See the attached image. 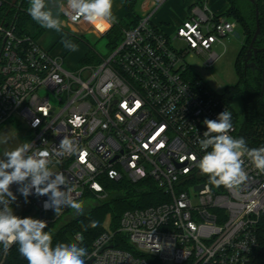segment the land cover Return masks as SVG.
Instances as JSON below:
<instances>
[{"label":"built area","instance_id":"2783aa9c","mask_svg":"<svg viewBox=\"0 0 264 264\" xmlns=\"http://www.w3.org/2000/svg\"><path fill=\"white\" fill-rule=\"evenodd\" d=\"M165 1L143 0L141 21L123 30V40L108 58L71 70L37 40L19 36L14 24L0 23V128L18 120L33 151L51 150L63 137L75 140L81 151L52 167L75 185L77 201L88 193L106 198L105 181L124 177L134 183L152 179L169 197L125 212L117 230L108 226L85 248L84 264H149L146 256L162 264H264V173L245 157L246 181L236 189L216 187L204 181L190 159L204 154L198 138L207 130L206 118L216 119L227 109L233 122L229 134L237 138L238 128L222 95L198 76L190 77L187 59L203 57L212 66L219 59L214 45H224L222 39L240 25L211 13L203 0L171 38L151 21ZM62 4L61 15L80 35L102 38L118 23L102 31L77 18L67 0ZM16 189L12 185L16 202L24 201ZM46 200L30 195L18 216L43 220L46 213H56L45 211ZM117 235L126 237L133 252L115 247ZM81 241L75 243L82 247ZM10 248L0 244V264Z\"/></svg>","mask_w":264,"mask_h":264},{"label":"clouds","instance_id":"9594fccd","mask_svg":"<svg viewBox=\"0 0 264 264\" xmlns=\"http://www.w3.org/2000/svg\"><path fill=\"white\" fill-rule=\"evenodd\" d=\"M67 7L77 18H83L101 30L116 22L113 0H67ZM60 8L63 9L64 5L61 4ZM27 12L43 28L59 33L65 26V21L47 10L45 0H29ZM61 43L66 49L77 50V45L66 36ZM203 124L207 130L202 138H198V144L204 154L199 160L192 154L190 159L201 174L208 177L210 185L228 189L242 185L247 179L243 167L245 157L264 173V146L249 148L244 137L234 138L229 134L233 129L230 111L225 109L216 119L206 118ZM10 138V133L0 135V145H7ZM80 151L75 140L63 137L59 145L51 150L38 148L33 151L32 143H23L10 150L5 149L0 155V244L4 249L17 244L19 253L28 264H84L83 257L87 255L84 247L75 242L57 243L53 247L52 235L45 231L46 221L33 217L21 218L14 214L11 206L17 200L11 190L15 184L25 203L30 195L47 196L48 200L43 203L45 211L51 209L58 215L62 208L70 207L76 215H83V202L75 200L72 195L75 185H71L63 173L55 172L52 167L59 164L61 158ZM97 224L92 220L83 227L87 231ZM76 239L80 241L83 237L78 233Z\"/></svg>","mask_w":264,"mask_h":264},{"label":"trees","instance_id":"16d2710c","mask_svg":"<svg viewBox=\"0 0 264 264\" xmlns=\"http://www.w3.org/2000/svg\"><path fill=\"white\" fill-rule=\"evenodd\" d=\"M227 1L229 8L219 18L233 19L238 22L244 35V45L235 62L238 82L233 86H228L222 97L234 112L235 123L238 128L237 138L244 137L249 148H259L264 146V0H255L256 4H252L249 0ZM57 2L58 0H52L48 4L50 6V4L54 5ZM137 3L138 0H131L126 4L129 22L118 21L117 25L103 36L108 40L109 46L114 44V49L123 40V30L136 27L141 21V16L135 11ZM256 6L260 11L261 34L254 43L257 54L253 53L248 59V51L257 30ZM28 7L29 0H19L17 6H13L11 0H4L0 7V23L14 24L15 31L19 36H29L37 40L45 28L32 20L27 12ZM80 40L83 38L81 37ZM2 43L3 40L0 35V53ZM93 58L94 55L90 50L82 64L91 63ZM190 77L195 78L197 76L193 75L192 72ZM2 80L0 73V84ZM236 102L240 103L241 116L236 110ZM204 181L208 182L206 175ZM104 184L108 195L103 204L79 215L59 229L55 228L56 222H47L45 231L51 233L53 247L57 243L76 242L78 233L83 237L81 246L90 247L107 230V226L117 230L125 212L156 206L169 200V197L158 188L152 179L134 183L124 177L119 181L106 180ZM89 197L94 196L88 193L86 198ZM92 220L98 222L97 226L95 228L89 227L85 231L83 225H88ZM117 238H119V242L115 243V247L133 252L125 236L117 235ZM146 257L149 264H162L156 257ZM7 260L9 261L8 264H28V261L19 253L17 244L9 249Z\"/></svg>","mask_w":264,"mask_h":264},{"label":"rangeland","instance_id":"374dc122","mask_svg":"<svg viewBox=\"0 0 264 264\" xmlns=\"http://www.w3.org/2000/svg\"><path fill=\"white\" fill-rule=\"evenodd\" d=\"M51 1L52 0H49L48 2ZM53 6V15H58L61 20L65 21V26L62 29L64 36H66L74 44L77 45L76 51H71L69 49L67 50L64 45H62V43L58 46V48L63 47L65 51L67 50V62H65L66 64H64V67L66 69L71 70L68 67L70 65V62H78L74 59V56L77 55L80 58L83 57L87 49L91 50L94 55L93 60L90 61L91 63L87 64H99L102 58H108L110 56V54L114 50V44L109 46V42L105 37L99 38L92 33H83L82 35H80L78 34V32L73 31V29H71L70 26L67 24L66 19L61 15L59 0ZM155 21L156 20L153 18V24L162 29L159 24L154 23ZM176 29L177 28L174 29L175 31H171L170 36L175 35ZM81 37L83 38V40H80ZM222 40L224 42V45L216 44L213 47V51L216 52V54L219 56V59L212 66L206 65L205 59L203 57L191 56L187 59L188 63L191 66L193 75H196L201 78L213 91L220 95L224 93V90L228 86H233L238 82V76L235 69V62L237 60L241 48L244 45V35L241 28L238 27L235 30L234 34L230 35L229 37L223 38ZM99 56H102V58ZM41 93L46 94L45 90H42ZM51 102L52 104L56 105V101L54 98L51 99ZM235 106L238 114L241 116L240 103L236 102ZM4 133H10L11 138L9 139L7 145H0V155H2L5 149L10 150L25 142V127L15 118H12L9 122H7L4 126L0 128V135ZM106 199L107 197L102 199L89 197L80 201L83 202L84 213H86L91 209L103 204ZM13 211L14 213H23L26 211L25 205H18L16 202L15 206L13 207ZM76 217H78V215H76L75 211L73 209H69L67 212L60 215L58 220L55 221V228L59 229L63 227L65 224H67L69 221Z\"/></svg>","mask_w":264,"mask_h":264},{"label":"crops","instance_id":"0c3cea01","mask_svg":"<svg viewBox=\"0 0 264 264\" xmlns=\"http://www.w3.org/2000/svg\"><path fill=\"white\" fill-rule=\"evenodd\" d=\"M65 0H59V6ZM131 0H113V15L116 17V20L122 22H129L127 19V7L126 4ZM142 1L138 0V3L135 6V11L141 16L143 14L142 10ZM203 0H166L160 7H158L151 17V21L153 22V18L156 20L154 23L159 24L165 34L168 36L171 35V31L180 26L182 22H184L193 8L198 6H203ZM47 10H51L54 7L53 5L48 4V0H45ZM204 6H206L211 13L216 16H220L227 11L229 8V3L227 0H205ZM71 29L75 30L73 26H70ZM107 27H105L102 31H104ZM100 29V28H99ZM101 30V29H100ZM175 31V30H174ZM174 34V33H173ZM172 35L170 36L173 38ZM64 33L56 32L55 30L46 29L44 32L37 38V42L39 45L49 51L52 55L62 58L64 64H66V52L63 47L58 48L61 45V40L64 38ZM63 45V44H62ZM90 50H86L83 57L74 56V59L78 61L77 63L71 61L68 66L70 69H76L80 65H82L84 58L87 56ZM17 204L25 205L23 200H18ZM26 207V206H25ZM20 212L14 213L18 215Z\"/></svg>","mask_w":264,"mask_h":264},{"label":"water","instance_id":"95a60500","mask_svg":"<svg viewBox=\"0 0 264 264\" xmlns=\"http://www.w3.org/2000/svg\"><path fill=\"white\" fill-rule=\"evenodd\" d=\"M252 4H256V1L255 0H249ZM12 2V5L13 6H17L18 3H19V0H11ZM256 24H257V30H256V33L253 37V40H252V43H251V46H250V49L248 51L249 53V58H251L252 54L254 53L255 55L257 54V51L254 49V43L257 39V37L261 34V27H260V11H259V8L256 6ZM1 54L2 52L0 53V59H1ZM203 186H199L197 187V189H202ZM60 214H56V213H46L44 216H43V220L46 221V222H55L56 220H58ZM4 253V250L2 251V254ZM9 261L6 259L4 261L3 264H8Z\"/></svg>","mask_w":264,"mask_h":264}]
</instances>
